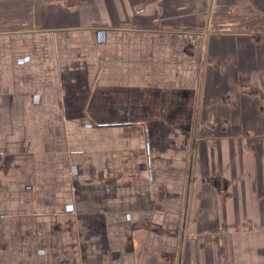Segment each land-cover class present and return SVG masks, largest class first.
Listing matches in <instances>:
<instances>
[{
	"label": "crops",
	"instance_id": "0c3cea01",
	"mask_svg": "<svg viewBox=\"0 0 264 264\" xmlns=\"http://www.w3.org/2000/svg\"><path fill=\"white\" fill-rule=\"evenodd\" d=\"M196 2L0 0V264H264V0Z\"/></svg>",
	"mask_w": 264,
	"mask_h": 264
},
{
	"label": "rangeland",
	"instance_id": "374dc122",
	"mask_svg": "<svg viewBox=\"0 0 264 264\" xmlns=\"http://www.w3.org/2000/svg\"><path fill=\"white\" fill-rule=\"evenodd\" d=\"M197 2V7H196V14H197V18L195 19L194 22L187 24L188 26H185L186 24L182 23L181 25V21L180 19H185L188 18L187 16H183L180 17V19L175 20V22H173L172 28L173 30H188L190 32H194L195 34L199 33L202 36V33H204L206 30H208V32L210 31H214V30H219V23L217 22L216 18V14L215 13V9H213L212 6V2L211 0H196ZM153 8V7H151ZM81 10V14L83 16V18L85 20H95L98 19L100 14L106 12L105 9H103L102 7H81L79 8ZM110 9V14L114 13L113 11H115L113 8H109ZM117 10V8H116ZM141 11V12H140ZM159 8L155 7L154 9H149L148 7L145 6H136V7H131L130 8V14L134 15V14H140V13H148V12H152L154 14H159ZM236 11H238V8H235V11L230 10V13H235ZM115 14V13H114ZM192 17V16H189ZM14 22V21H13ZM0 24H4L2 22H0ZM93 25V26H100V24H93V23H87V24H83V25ZM222 27V26H220ZM32 29V28H30ZM25 31H30V30H23V29H14V30H10L7 31V33H23ZM6 32V31H5ZM202 51V49H201ZM201 53V52H200ZM195 111H196V106H195Z\"/></svg>",
	"mask_w": 264,
	"mask_h": 264
},
{
	"label": "water",
	"instance_id": "95a60500",
	"mask_svg": "<svg viewBox=\"0 0 264 264\" xmlns=\"http://www.w3.org/2000/svg\"><path fill=\"white\" fill-rule=\"evenodd\" d=\"M49 1V0H48ZM67 2V0H65V3ZM211 2H212V0H211ZM30 28H33V27H30ZM198 35H200L199 33H197ZM208 34H209V32H208V30H206L204 33H202V36H201V40H202V44H201V49H202V51H201V57H202V62H203V60H204V58H205V51H206V38L208 37ZM196 109H197V106H196ZM195 115H196V111H195ZM196 117V116H195ZM194 117V127L196 128V125H197V119ZM195 128H194V130H195ZM193 132V131H192ZM194 139H195V134H194V132H193V135H192V141L194 142ZM193 152L191 151V156L189 157L190 158V166H189V178H188V183L187 184H189L190 182H191V170H192V161H193ZM190 185V184H189ZM185 221H186V215H184V218H183V227L185 226ZM184 233H185V230H184V228L182 229V231H181V238H180V249H178L179 250V255H178V264H181L180 262L182 261L181 259H182V250H181V247H182V245H183V241H184Z\"/></svg>",
	"mask_w": 264,
	"mask_h": 264
},
{
	"label": "flooded vegetation",
	"instance_id": "af4514ba",
	"mask_svg": "<svg viewBox=\"0 0 264 264\" xmlns=\"http://www.w3.org/2000/svg\"><path fill=\"white\" fill-rule=\"evenodd\" d=\"M253 90H255V93L259 94L260 90H257V88H254ZM241 224H242L243 228L245 230H248L249 232H255V231H259L262 229L261 226H256V224L253 223L252 221H250V222L249 221H243V222H241Z\"/></svg>",
	"mask_w": 264,
	"mask_h": 264
}]
</instances>
